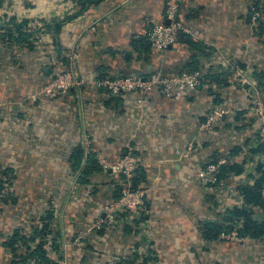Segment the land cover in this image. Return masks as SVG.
Returning <instances> with one entry per match:
<instances>
[{"label": "crops", "instance_id": "crops-1", "mask_svg": "<svg viewBox=\"0 0 264 264\" xmlns=\"http://www.w3.org/2000/svg\"><path fill=\"white\" fill-rule=\"evenodd\" d=\"M248 1L220 0L215 5L211 0H187L184 7L199 36L192 39L216 50L219 66L209 70H225L228 79L221 72L220 81L207 77L187 98L173 100L154 92L139 102L136 93L116 98L96 82L108 76L145 75L152 68L175 74L190 62L197 51L191 52L183 41L178 47L145 53L151 21L167 22L164 0H103L83 11L79 0H0V23L5 26L14 17L16 22L27 20L33 44L32 50L19 51L29 61L27 69L0 59V264H11L5 242L14 230L29 231L38 223L34 214L42 202L54 206V229L63 243L74 240L75 232H88L112 199L114 175L95 174L89 183L75 182L72 191V155L87 141L99 156L117 159L132 152L146 171L145 213L139 222L117 227L119 239L111 256L148 254L152 249L156 264H264V237L250 243L205 244L201 233L204 224L220 221L234 205H244L238 187L253 182L250 175L257 174V163L246 157L242 173L227 174L229 196L205 188L198 175V167L208 161L238 158L256 137L257 123L247 107L262 85L257 76L243 83L235 69L240 66L249 76L264 72V34L256 29L264 19L259 24L248 19ZM258 1L264 7V0ZM183 37L191 36L184 33L180 41ZM6 53L1 48L0 58ZM67 67L85 83L57 99L39 95L42 85ZM33 94L38 95L35 101ZM216 107L229 112L211 129L200 131ZM190 140L195 146L186 155ZM28 193L34 196H24ZM64 245L66 252L74 253L71 245ZM81 247L76 252L105 248L102 243ZM97 259L94 264H104L106 257Z\"/></svg>", "mask_w": 264, "mask_h": 264}, {"label": "trees", "instance_id": "trees-1", "mask_svg": "<svg viewBox=\"0 0 264 264\" xmlns=\"http://www.w3.org/2000/svg\"><path fill=\"white\" fill-rule=\"evenodd\" d=\"M101 1L103 0H79V4L81 5V11L85 10L86 8H89L91 5H96L100 3ZM248 2V19L252 21L254 11L256 9L261 13V17L257 18L255 24L261 23L264 19V7L261 6V2L258 0H249ZM14 19L15 17L11 20L9 19L5 26L3 23L0 24V45L5 46L6 50H8L6 56L1 57L0 59L7 62L9 59H11L13 61L9 63L10 65H15L22 68L24 67V65L20 59V47L32 50L33 44L30 39L32 35L31 31L27 30L26 28V25L28 23L27 20L16 22L14 21ZM44 27L49 28L50 26H47L46 24ZM55 27L59 31L61 28V22L56 23ZM256 29L257 33L264 34V25H257ZM182 41L186 43L188 47H190L189 49L191 50V52L197 51V53L192 54L190 62L183 66L179 72L183 70L193 72L204 70L205 74L202 84L209 76H216V78H218L220 81L222 79V73L224 75H228L227 77H225L226 79H228L230 73L226 72L225 70L220 71V68L219 70H215L217 68H213V70L210 69L211 71L209 70V67L219 66L216 64L217 57L216 50L214 48L210 47L203 41H196L192 39V37H183V39L181 41L179 40V42ZM144 50L147 54L153 53L155 51L151 46L149 38L148 43L144 46ZM239 64L237 62V65ZM241 65L245 66V64ZM61 71L63 70H60L58 72ZM253 73L254 78L255 76L259 78L258 83L259 85H262L261 88L259 87V91L264 96V72L260 71ZM202 84L200 86H202ZM107 92L108 94L116 98L123 96H115L111 92ZM63 95L64 94H62L61 96ZM253 97L255 98L254 94ZM261 152H264V144H261L258 146V148L252 150V154H259ZM215 160L217 159H213V161ZM72 161L73 169L77 171L76 182L78 183H89L91 181L92 176L95 174L104 173L107 174L106 176L114 175V177H111V181L114 184L115 194L113 195L111 201L118 199L123 188L128 184H130L131 188L133 189L145 188L143 186V181L146 179V171L142 169L141 162L139 167L135 170L133 178L130 182H128L126 176L122 172L115 174L110 173L108 170H105L102 164L100 163V156L98 155V152L94 150L92 146H90L89 150L86 149V146L83 143L76 146L75 151L72 155ZM244 164L245 160L243 163L236 162L234 164L222 165L220 167L219 177L225 179L226 183H228L229 178L227 174L229 172H233L234 174L242 173L244 170ZM7 171H9V169H6V172ZM256 171L257 174L250 175V178L253 182L242 183L238 187L240 193L244 197V205H234L228 210V212L223 216L220 221H210L204 224L201 233L204 238V241L206 242L205 244L212 240H222L221 234L223 232H231L234 229H237V231H239L241 235L249 237L252 240H260L264 237V162L260 161L257 163ZM2 193H4V188L1 184L0 179V194ZM111 201L109 200V202ZM144 207L145 203L141 208H138L136 210H125L118 212L117 222L115 224H107L101 228H96L95 232H97V234L94 235V239L88 245L91 248L95 247L96 244L102 242V237L106 235V232H110L111 230L116 231L119 225L129 226L130 224L132 225L131 222L133 221L135 223L139 222V220L137 221V219L139 218L141 213H143L142 215H144ZM44 213L45 214L39 218L40 220H38V223H33L29 231L25 228L14 230L12 235L6 240L5 246L10 250L12 258L11 264H29L33 259L36 260V264H59L56 260L57 258L63 257V245L61 236H57V230L54 229V219L56 217L54 206H48ZM145 237V240L150 242V236L145 235ZM44 244L51 245L50 249L46 248ZM155 260H157V257L151 249L148 254H127L124 257L116 259L117 262L115 264H156Z\"/></svg>", "mask_w": 264, "mask_h": 264}, {"label": "built area", "instance_id": "built-area-1", "mask_svg": "<svg viewBox=\"0 0 264 264\" xmlns=\"http://www.w3.org/2000/svg\"><path fill=\"white\" fill-rule=\"evenodd\" d=\"M216 4L220 0H211ZM165 2V16L167 22H159L152 20L151 28L148 31V38L152 48L156 50L165 51L171 47H178V43L182 34H189L191 37L199 39L197 33L193 30L192 25L185 18L184 7L187 0H164ZM261 17V13L255 9L253 15V22ZM78 54L73 52L72 58L76 60ZM237 71V79L243 83H251L253 74L248 75V72H242L240 67L235 68ZM205 71H188L183 70L176 74H165L160 69L151 70L145 75H115L105 77L96 82L97 86H101L105 90L111 92L115 96L125 95L129 93H136L139 96V102H142L148 95L158 92L166 98L173 100H180L187 98L193 94L202 84ZM85 79L75 74L74 69L67 67L65 70L58 72L47 83L40 88L39 95L46 98H57L62 94L68 93L72 88L83 85ZM255 98L253 102L247 107V114L253 116L256 120L255 139L251 141L246 150L239 154V157H220L215 161H208L204 165L198 167V175L200 181L205 188H212L216 191L218 196H229V188L225 179L219 177L220 167L224 164H234L236 162L243 163L244 159L253 158L256 163L264 162V152L259 154H252V150L258 148L259 145L264 144V96L258 90L254 91ZM32 101L38 98L37 94H33ZM229 112L226 107H216L208 114L207 119L200 125V131L209 130L218 121L222 120ZM253 138V137H252ZM86 149H90V143L87 141ZM195 146L194 140H190L188 144L186 155H190ZM250 156V157H248ZM100 163L105 170L111 173L122 172L128 182L134 176L135 170L139 167L140 161L132 152L126 153L124 156L117 159H112L105 156H100ZM147 189H133L131 185H126L120 197L105 205L103 212L98 216L95 224L96 228H101L104 225H111L117 222V214L120 211L136 210L144 205ZM241 200L244 202V197L240 193ZM221 239L224 241H236L242 243H250L252 239L243 236L237 229L231 232H223ZM44 246L50 249L49 244ZM29 264H36L33 259Z\"/></svg>", "mask_w": 264, "mask_h": 264}, {"label": "rangeland", "instance_id": "rangeland-1", "mask_svg": "<svg viewBox=\"0 0 264 264\" xmlns=\"http://www.w3.org/2000/svg\"><path fill=\"white\" fill-rule=\"evenodd\" d=\"M1 48H5L6 49V47L3 46V45H0V49ZM7 53H8V50H7ZM20 59H21L23 65H24V67H22V68L23 69H27L28 66H29V64H28L29 61H25L22 56L20 57ZM11 61H13V60H11V59L8 60L9 63ZM21 173H19V175ZM76 173H77V171L73 169L72 173L70 174V180H71L72 189H73L72 191L76 190L75 188L77 187V184L75 183L76 182V177H77ZM13 174L14 173L10 172L8 175L9 176H13ZM18 181H20V180H18ZM24 192L25 191H23V193ZM28 195L29 196H34V195L30 194V193L24 194V196H28ZM44 198H46L45 195H44ZM21 201H24V198H23V200L21 198ZM106 204H109V201H107L105 203V205ZM105 205L103 207V210L105 208ZM27 207H29V206H26V208ZM40 207H41V211H37V208H36L35 210L37 211V213L34 214L36 216H39V218L45 214L44 212H45L46 208L48 207V205L46 204V202H42ZM103 210H102V212H103ZM96 222H97V219H95L93 222H91L89 224V226L87 227L88 228V232H75L77 234H76L74 240H71V241L66 240L67 242L68 241L69 242L68 243L67 242H63L62 243L63 245L64 244L71 245L70 248L71 249H75V251H74V253L66 252V249L63 248V250H62L63 257L62 258H57V260H56L59 264H88V263L89 264H94L93 262H95V263H97V261L100 262V260L97 259V258H100L102 256L106 257V259L104 260V264H115L117 262L116 258H114V256H111V255H113V251H112L113 244H114V242H116L117 239H119V238H117V236L120 234V232H115L114 230H111L110 232H106L105 238L101 242L102 244H104L105 248H103V247L99 248L100 251H95L94 253L88 252L89 254L76 252V250L78 251L77 247L82 248L81 246H85L83 248L86 249V246H88V244L90 242H92V240L95 237L94 235L97 234V232H95V230H96V227H95ZM50 246L51 245H49V247ZM67 251H68V249H67ZM85 255H88V256L84 258ZM89 259H91L90 262H89ZM101 264H103V262H101Z\"/></svg>", "mask_w": 264, "mask_h": 264}, {"label": "water", "instance_id": "water-1", "mask_svg": "<svg viewBox=\"0 0 264 264\" xmlns=\"http://www.w3.org/2000/svg\"><path fill=\"white\" fill-rule=\"evenodd\" d=\"M154 68H152V70H153ZM151 70H148V71H146L144 74H147L148 72H150ZM176 74V73H175Z\"/></svg>", "mask_w": 264, "mask_h": 264}]
</instances>
